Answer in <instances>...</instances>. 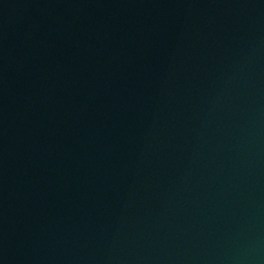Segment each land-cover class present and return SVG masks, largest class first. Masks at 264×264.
Listing matches in <instances>:
<instances>
[{"label":"water","instance_id":"95a60500","mask_svg":"<svg viewBox=\"0 0 264 264\" xmlns=\"http://www.w3.org/2000/svg\"><path fill=\"white\" fill-rule=\"evenodd\" d=\"M0 264H264V0H0Z\"/></svg>","mask_w":264,"mask_h":264}]
</instances>
